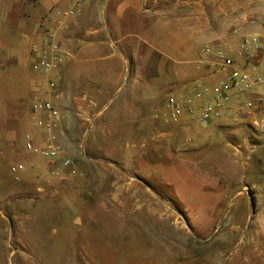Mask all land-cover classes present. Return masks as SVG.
Wrapping results in <instances>:
<instances>
[{"label": "rangeland", "instance_id": "obj_1", "mask_svg": "<svg viewBox=\"0 0 264 264\" xmlns=\"http://www.w3.org/2000/svg\"><path fill=\"white\" fill-rule=\"evenodd\" d=\"M152 28L149 63L148 46L134 42L87 82L78 69L58 72L57 96L48 98L70 168L52 171L39 152L42 133L28 127L13 150L0 117V264H264V130L161 119L166 95H185L162 56L179 25L154 15ZM214 38L201 31L193 47Z\"/></svg>", "mask_w": 264, "mask_h": 264}, {"label": "crops", "instance_id": "obj_2", "mask_svg": "<svg viewBox=\"0 0 264 264\" xmlns=\"http://www.w3.org/2000/svg\"><path fill=\"white\" fill-rule=\"evenodd\" d=\"M84 1L85 4L77 15L64 20V29L58 35V42L68 53L60 70L68 75L72 69H78L83 83L89 81L91 74L105 72L108 69L106 62L115 59L118 63L120 58H124L120 49L127 55L128 50L134 47V42L148 46L147 56L144 52L143 60L145 62L147 59L149 63L151 49L156 47L152 43L154 15L171 19L179 25L174 33L167 31L166 43L169 51L162 56L173 62L172 72L176 75V81H183L181 90L185 95L195 88L211 86L219 78L213 72V76L205 75L207 66L210 65L197 62L202 48L197 52L193 43L199 39V32L215 37L213 42L223 41L233 48L240 36L246 34H258L264 42V0ZM158 1L160 6L157 8ZM70 4L71 0H8L4 4L5 12L0 24V87L3 101L0 104V117L6 122L5 136L8 142L12 141L15 151L20 130L28 127L34 135L42 133L36 125V120L42 113H33L30 107L33 100H43L50 95L46 76L31 68L30 44L40 41L43 28L56 26L61 19L58 12ZM236 26L240 30L232 35ZM18 36L29 39L26 48L22 43H17L15 38H19ZM106 38L109 43L105 41ZM110 43L118 48L117 52L108 49ZM116 67L113 71L118 73L119 68ZM138 68L140 70L141 66ZM119 89L120 86L111 96ZM209 98L208 96L203 99L202 103ZM27 100L30 102L29 110L33 121L27 116ZM222 122L227 121L220 119L202 125L210 127Z\"/></svg>", "mask_w": 264, "mask_h": 264}, {"label": "built area", "instance_id": "obj_3", "mask_svg": "<svg viewBox=\"0 0 264 264\" xmlns=\"http://www.w3.org/2000/svg\"><path fill=\"white\" fill-rule=\"evenodd\" d=\"M84 4V0H71L67 8L58 12L61 18L58 24L43 28L40 41L30 44L31 68L46 76L53 96H57V74L68 56L58 42L59 32L64 29V20L77 15ZM239 30V26L233 28L232 35ZM197 62L212 66V72L219 75L218 80L211 86L195 88L183 97L168 93L157 115L168 123H178L186 115L196 117L201 123L224 119L233 124L241 122L246 126L264 130V42L260 36L242 35L234 48L223 41L206 43ZM250 94L252 97H249ZM208 96L210 98L202 103ZM30 108L33 113H42L36 120L43 138L40 154L53 167L52 171L70 168L71 159L63 154L58 140L57 128L61 115L55 101L50 98L35 99ZM24 141L27 151L35 149L30 133L24 135Z\"/></svg>", "mask_w": 264, "mask_h": 264}, {"label": "water", "instance_id": "obj_4", "mask_svg": "<svg viewBox=\"0 0 264 264\" xmlns=\"http://www.w3.org/2000/svg\"><path fill=\"white\" fill-rule=\"evenodd\" d=\"M123 57L126 58L125 55H123ZM141 181L143 182L144 185L148 186V184H147V182H146L145 180H141ZM186 225H187V227L189 228V230H190L191 232H193L191 226H190L188 223H186Z\"/></svg>", "mask_w": 264, "mask_h": 264}]
</instances>
